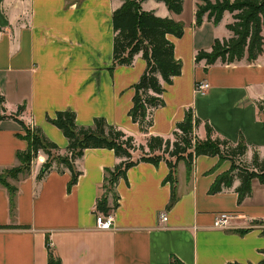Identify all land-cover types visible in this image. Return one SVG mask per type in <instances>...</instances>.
Wrapping results in <instances>:
<instances>
[{"label":"crops","instance_id":"1","mask_svg":"<svg viewBox=\"0 0 264 264\" xmlns=\"http://www.w3.org/2000/svg\"><path fill=\"white\" fill-rule=\"evenodd\" d=\"M138 1V0H136ZM215 1V0H214ZM181 14L163 2L146 0L142 9L160 18L184 24V35L168 39L174 44L182 74L166 86L165 105L154 111L147 133L129 117L135 85L147 63L141 55L132 66L114 67L113 13L122 0H0V114L25 107L20 119L42 130L65 155L69 145L49 118L57 112L76 113L79 126H93L104 118L145 145L150 136L172 138L188 110L208 122L217 135L238 144L244 138L264 158V52L255 62L232 64L218 60L207 66L197 62L199 52H210L216 40L232 37L234 15L224 13L215 25L206 15L196 25L198 0H183ZM210 84L199 96L196 84ZM198 136L205 138L199 128ZM22 127L14 120L0 122V174L20 166L18 152L27 151ZM47 161L44 152L34 160L31 174L9 179L17 188L14 210L9 191L0 184V264H48L47 239L62 264H261L264 261V183L252 182V195L241 204L235 189L211 194L216 179L230 161L200 156L189 168L181 161L175 172L177 202L168 209L171 185L166 162L140 163L128 170L108 193L114 227L96 228L97 205L107 193V178L119 160L108 149H88L76 162L81 176L70 187L69 170L53 169L38 175ZM230 213L229 230L214 228L218 214ZM167 217L162 222L161 216ZM254 226V227H253Z\"/></svg>","mask_w":264,"mask_h":264},{"label":"trees","instance_id":"2","mask_svg":"<svg viewBox=\"0 0 264 264\" xmlns=\"http://www.w3.org/2000/svg\"><path fill=\"white\" fill-rule=\"evenodd\" d=\"M146 0H122L120 8L113 13V61L114 67L132 66L136 57L141 55L147 67L140 81L135 85L133 106L129 111L131 120L140 126L142 133H147L153 125L154 111L165 105L163 95L166 86L173 84L174 79L182 74V63L176 60L174 44L168 39L169 35L182 38L184 24L170 18H160L154 12L142 9ZM163 2L167 8L181 14L184 9L183 0H156ZM196 25L200 27L207 15L208 19L218 25L229 12L234 15V23L229 25L232 37L229 40H216L210 52H199L196 61H206L207 66L214 65L218 60L232 64L247 59L255 62L264 52V0H198ZM200 3H204L202 6ZM1 31V28H0ZM4 104V99L0 98ZM260 114L264 116V102H258ZM25 107L20 106L16 113L7 115L3 108L0 122L14 120L23 129L29 142L27 151L18 152L20 166L0 174V184L10 194L12 210L15 207L17 188L9 183V179L18 180L21 175L31 174L34 160L39 152H44L47 161L43 165L38 178L42 179L53 169L59 172L69 170L72 174L70 187L77 184L81 172L76 170V162L84 156L88 149H108L114 152L119 160L114 172L107 178V193L102 195L96 213L109 214L117 207L111 208L108 193H113L116 201V186L121 179H126L129 169L140 163L154 165L166 162L170 168L167 182L171 185V199L168 209L174 207L176 196V168L185 161L191 168L195 159L200 156L218 157L220 162L230 161V169L220 175L213 184L210 193L215 195L234 187L236 181L240 185L235 189L241 204L252 195V182L258 179L264 183V158L258 150L253 149L251 160L248 159L249 146L244 138L238 144L222 138L208 123L198 119L190 109L185 118L178 123L172 138L150 136L145 145L119 128L110 125L104 118H96L93 126L84 127L77 124L76 113L71 110L60 111L49 121L62 131L69 145L65 155L59 154V147L50 141L41 129L26 125L21 119ZM203 126L205 138L197 136ZM174 139V140H172ZM22 226H0L3 229H25ZM48 264H62L47 239ZM172 264H182L173 259ZM264 264V261L261 263Z\"/></svg>","mask_w":264,"mask_h":264},{"label":"built area","instance_id":"3","mask_svg":"<svg viewBox=\"0 0 264 264\" xmlns=\"http://www.w3.org/2000/svg\"><path fill=\"white\" fill-rule=\"evenodd\" d=\"M196 92L199 96L207 95L210 90V84L206 81L198 82L196 84ZM238 218L237 216L230 213H220L216 216L214 221V228L219 230H229L231 228V222L233 219ZM162 222L167 221L165 215L161 216ZM114 227V215L113 213L103 214L98 213L96 215V228L101 231H108ZM254 227V226H253ZM255 227H261L264 229V224L256 225Z\"/></svg>","mask_w":264,"mask_h":264},{"label":"rangeland","instance_id":"4","mask_svg":"<svg viewBox=\"0 0 264 264\" xmlns=\"http://www.w3.org/2000/svg\"><path fill=\"white\" fill-rule=\"evenodd\" d=\"M212 2H214V0H212ZM202 6H204V3H200ZM31 126V125H30ZM201 128H202V126H201ZM198 133H199V131L197 132V136H198ZM199 138H200V136H198ZM200 139H203V138H200ZM172 140H174V139H172Z\"/></svg>","mask_w":264,"mask_h":264}]
</instances>
